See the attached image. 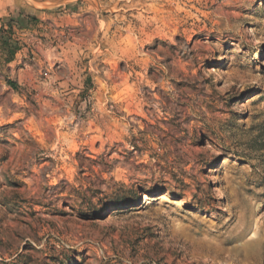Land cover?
<instances>
[{
    "label": "rangeland",
    "instance_id": "374dc122",
    "mask_svg": "<svg viewBox=\"0 0 264 264\" xmlns=\"http://www.w3.org/2000/svg\"><path fill=\"white\" fill-rule=\"evenodd\" d=\"M18 10L39 22L0 68V264H264V0ZM121 184L143 193L113 206Z\"/></svg>",
    "mask_w": 264,
    "mask_h": 264
},
{
    "label": "trees",
    "instance_id": "16d2710c",
    "mask_svg": "<svg viewBox=\"0 0 264 264\" xmlns=\"http://www.w3.org/2000/svg\"><path fill=\"white\" fill-rule=\"evenodd\" d=\"M39 22V19L34 15L25 14L21 10L15 11L6 17L0 18V68L7 66L11 63L15 55L25 47V43L20 42L16 33L23 32L35 26ZM6 82L12 88H17L15 81L6 79ZM142 135V132L139 131ZM140 143L146 144L147 140L140 136ZM133 150L137 149V141H130ZM142 188H126L124 185H120L119 189H114L110 192V199L113 206L121 204H129L134 202L135 199H139Z\"/></svg>",
    "mask_w": 264,
    "mask_h": 264
},
{
    "label": "crops",
    "instance_id": "0c3cea01",
    "mask_svg": "<svg viewBox=\"0 0 264 264\" xmlns=\"http://www.w3.org/2000/svg\"><path fill=\"white\" fill-rule=\"evenodd\" d=\"M21 33H23V32H20V33H16V34H18V35H19V34H21Z\"/></svg>",
    "mask_w": 264,
    "mask_h": 264
},
{
    "label": "bare ground",
    "instance_id": "6f19581e",
    "mask_svg": "<svg viewBox=\"0 0 264 264\" xmlns=\"http://www.w3.org/2000/svg\"><path fill=\"white\" fill-rule=\"evenodd\" d=\"M144 198H146V196L144 195ZM220 209V208H219Z\"/></svg>",
    "mask_w": 264,
    "mask_h": 264
}]
</instances>
